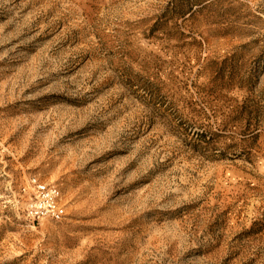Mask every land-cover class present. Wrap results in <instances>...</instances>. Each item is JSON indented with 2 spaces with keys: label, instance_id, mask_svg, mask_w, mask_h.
<instances>
[{
  "label": "rangeland",
  "instance_id": "rangeland-1",
  "mask_svg": "<svg viewBox=\"0 0 264 264\" xmlns=\"http://www.w3.org/2000/svg\"><path fill=\"white\" fill-rule=\"evenodd\" d=\"M0 264H264V0H0Z\"/></svg>",
  "mask_w": 264,
  "mask_h": 264
},
{
  "label": "built area",
  "instance_id": "built-area-1",
  "mask_svg": "<svg viewBox=\"0 0 264 264\" xmlns=\"http://www.w3.org/2000/svg\"><path fill=\"white\" fill-rule=\"evenodd\" d=\"M34 199L31 203V215L34 218L62 219L65 216L64 207L59 205L61 191L54 184L33 181Z\"/></svg>",
  "mask_w": 264,
  "mask_h": 264
}]
</instances>
